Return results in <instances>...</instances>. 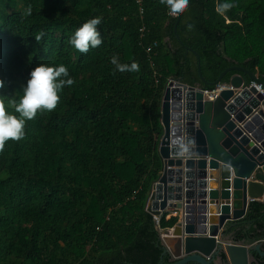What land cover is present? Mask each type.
I'll return each instance as SVG.
<instances>
[{
    "label": "trees",
    "instance_id": "1",
    "mask_svg": "<svg viewBox=\"0 0 264 264\" xmlns=\"http://www.w3.org/2000/svg\"><path fill=\"white\" fill-rule=\"evenodd\" d=\"M223 3L233 7L221 13ZM141 8L135 0H0V94L18 100L39 64H63L74 80L54 110H38L23 139L0 152V264L171 263L160 231L178 219L163 214L156 224L146 211L162 171L165 84L214 88L202 85L185 47L199 56L207 83L242 67L264 84V0H189L178 22L160 0ZM97 17L103 42L81 53L68 41ZM114 56L139 71L120 72ZM224 234L234 243L264 241V201Z\"/></svg>",
    "mask_w": 264,
    "mask_h": 264
},
{
    "label": "water",
    "instance_id": "2",
    "mask_svg": "<svg viewBox=\"0 0 264 264\" xmlns=\"http://www.w3.org/2000/svg\"><path fill=\"white\" fill-rule=\"evenodd\" d=\"M185 50L195 55L203 86L219 85L226 74L236 72L228 82L235 91L224 90L214 101L204 100V87L183 84L163 91L162 171L149 190L146 211L152 216L166 208L180 211L175 226L160 231L170 264H223L221 254L226 264H256L255 256L264 259V241L234 243L224 231L245 218L252 202L264 201V99L246 88L254 82L264 90V84L242 67H228L207 83L199 56ZM180 136L194 138L192 155H177L172 140Z\"/></svg>",
    "mask_w": 264,
    "mask_h": 264
},
{
    "label": "clouds",
    "instance_id": "3",
    "mask_svg": "<svg viewBox=\"0 0 264 264\" xmlns=\"http://www.w3.org/2000/svg\"><path fill=\"white\" fill-rule=\"evenodd\" d=\"M169 9V15L177 16L183 13L189 0H160ZM233 7L231 3H223L219 6L218 11L225 13ZM32 6L28 5L24 15H31ZM99 17L85 22L78 28L74 35L68 41L75 49L81 53H86L89 47H98L103 41L97 26L100 24ZM44 33L40 32L35 36L36 42H39ZM120 72L139 71V65L133 62L130 66L118 63L117 57L111 60ZM74 80L69 78V72L65 65L50 66L48 64H39L30 72V78L26 87L23 88V94L19 99H10L6 95L0 94V152L4 151L5 142L8 140L19 141L23 139L25 125L27 121L33 120L38 110L45 109L49 112L57 107L60 92L65 86H72ZM5 82L0 79V89H3ZM14 109L16 114L7 111V108ZM172 145L180 157L190 156L191 150L195 147V140L186 139L183 136L175 137Z\"/></svg>",
    "mask_w": 264,
    "mask_h": 264
},
{
    "label": "built area",
    "instance_id": "4",
    "mask_svg": "<svg viewBox=\"0 0 264 264\" xmlns=\"http://www.w3.org/2000/svg\"><path fill=\"white\" fill-rule=\"evenodd\" d=\"M135 3L137 4V6L139 8L140 15H141L143 13L142 8H141L142 0H135ZM173 17H176V16H173ZM142 31H143V29H140V32H142ZM156 46H157V44L153 43L152 46L147 48V50H146L147 53H150L152 48H154ZM182 85L183 84H181L177 81L169 79V80H167V82L165 84L164 90L167 87H169L170 89H182L183 88ZM246 88L247 89L254 88L256 93L264 99V90L262 89L261 85H258L254 82H250V83H248ZM224 90L235 91L233 88L230 87L229 84H219V85L214 86V88H212V89H205L204 88L201 92L203 94L204 100L214 101L216 99V97H218L220 92H222ZM163 214H166L165 219H169L170 217H176L178 219L181 217L180 211L178 209H176L175 207L166 208L163 212L160 213L159 216H161ZM159 216H153V220L155 221L156 224H158Z\"/></svg>",
    "mask_w": 264,
    "mask_h": 264
}]
</instances>
